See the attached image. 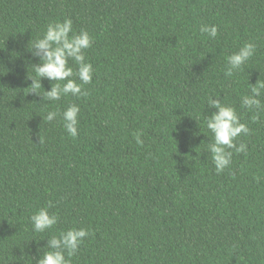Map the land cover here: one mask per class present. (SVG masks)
I'll return each instance as SVG.
<instances>
[{
    "label": "trees",
    "instance_id": "1",
    "mask_svg": "<svg viewBox=\"0 0 264 264\" xmlns=\"http://www.w3.org/2000/svg\"><path fill=\"white\" fill-rule=\"evenodd\" d=\"M66 17L94 38L93 82L87 96L43 101L29 50ZM245 42L254 56L227 77L226 56ZM259 79L264 0H0V264H35L73 227L90 235L72 264H264V109L253 120L241 107ZM41 83L43 95L53 82ZM209 97L250 129L222 173L206 150ZM71 103L77 138L60 117L43 120ZM49 201L58 223L36 233L30 217Z\"/></svg>",
    "mask_w": 264,
    "mask_h": 264
},
{
    "label": "clouds",
    "instance_id": "2",
    "mask_svg": "<svg viewBox=\"0 0 264 264\" xmlns=\"http://www.w3.org/2000/svg\"><path fill=\"white\" fill-rule=\"evenodd\" d=\"M200 33L207 34L211 39L218 36V26L201 25ZM94 38L90 33L81 29L79 32L73 30L71 18H64L51 22L46 26L42 36L32 43L31 51L39 58V63L33 64L35 77L30 78V88L37 95L43 97V101L55 102L62 97L87 96L83 85L93 82L94 68L85 55V50L90 48ZM257 45L253 42H245L237 51L226 56L225 75L231 77L235 72L243 69L244 65L254 56ZM73 62L75 68L69 62ZM47 79L51 83V89L45 90L41 95L36 89L42 86L41 80ZM250 93L242 96L241 107L249 111L264 109L260 97L264 95V81L260 79L255 84H249ZM29 88V87H28ZM208 108L215 109L205 120L207 129L212 134L211 141L207 144L206 150L211 154V160L215 165L217 173H222L228 168L232 161L233 151L246 153L247 144H237V139L243 134L248 135V125L241 121L235 107L222 103L219 98H208ZM81 108L76 103L69 104L62 112L49 111L43 120L54 121L60 117L63 126L71 138L79 135ZM259 112L253 116L258 119ZM135 141L143 145V132H135ZM41 142V141H40ZM53 207L51 201L47 205L38 208L30 217L33 231L44 233L54 228L59 217L50 211ZM90 235L86 228H70L61 231L58 235H52L46 239L47 243L40 251L39 259L35 264H72V258L76 255L85 238ZM41 249H44L41 252Z\"/></svg>",
    "mask_w": 264,
    "mask_h": 264
}]
</instances>
